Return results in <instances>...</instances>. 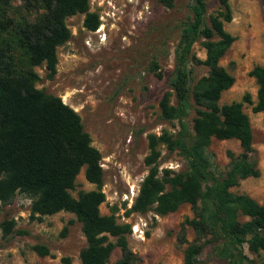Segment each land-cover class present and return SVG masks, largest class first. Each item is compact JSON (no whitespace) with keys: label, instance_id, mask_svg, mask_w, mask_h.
Masks as SVG:
<instances>
[{"label":"trees","instance_id":"16d2710c","mask_svg":"<svg viewBox=\"0 0 264 264\" xmlns=\"http://www.w3.org/2000/svg\"><path fill=\"white\" fill-rule=\"evenodd\" d=\"M158 1L173 6V0ZM219 6L207 17L206 0H190L191 16L174 50L170 92L159 104L161 118L177 121L179 130L174 135H149V154L144 159L148 174L126 216L148 211L165 216L188 205L192 217L180 224L177 234V242L185 246L183 264H198L208 245L213 246L220 264H264L260 259L264 204L232 191L241 181L259 177L260 170L242 103L219 105L222 93L235 82L220 61L236 41L224 28L233 19L228 0H219ZM77 14L85 15L83 26L88 31L99 28V17L89 12L88 0H0V206L22 194L31 200L32 220L42 222L59 212L73 214L86 242L79 253L81 264H109L115 249L120 257L114 264H139L140 257L128 246L131 225L117 222L116 209L109 215L100 213L105 202L101 154L91 145L80 116L61 98L35 88L38 75L33 68L44 64L47 77H54L57 48L71 36L66 20ZM200 39L204 60L193 53ZM194 65L207 68V74L195 83ZM249 76L257 85L252 112L264 113V66H254ZM243 100L251 103L248 95ZM190 101L195 111L191 128L185 122ZM212 139L239 142V154L228 152L224 175L215 173L208 152ZM160 143L170 152H179L184 170L165 169L159 174ZM83 168L86 181L97 189L73 197L70 192ZM14 225V220L1 223L3 237L12 234ZM188 230L193 234L190 241ZM32 250L39 256L50 255L43 245ZM63 262L69 261L64 258Z\"/></svg>","mask_w":264,"mask_h":264},{"label":"rangeland","instance_id":"374dc122","mask_svg":"<svg viewBox=\"0 0 264 264\" xmlns=\"http://www.w3.org/2000/svg\"><path fill=\"white\" fill-rule=\"evenodd\" d=\"M88 1L89 12L99 17V28L95 32L84 28V14L68 18L66 25L71 36L57 48L56 74L49 79L44 64L34 67L38 75L35 88L61 98L80 116L91 145L101 154V191L105 202L100 213L109 215L116 209L117 222L131 225L128 246L140 257L139 264H183L185 246L177 242V234L180 224L192 217L188 205L165 216L153 211L126 216V210L132 206L148 174L144 159L149 154V135L161 136L164 132L174 135L179 130L177 121L161 118L159 104L163 95L170 92L174 50L181 28L191 16L190 0H173L172 7L158 0ZM228 3L233 19L224 28L236 41L220 65L235 82L222 93L219 105L242 103L250 120L260 170L259 177L241 181L232 191L246 194L263 205L264 113L252 112L257 85L249 72L256 65L264 66V4L262 0H228ZM206 4L207 17L219 10V0H206ZM193 53L200 60L205 59L201 39L193 45ZM206 74V67L194 65V83ZM245 95L249 96L250 104L243 100ZM190 102L185 119L189 128L195 117ZM171 103L175 104L173 95ZM157 150L160 175L165 169L173 173L184 170V160L177 150L170 152L161 143ZM208 152L215 173L224 175L228 152L239 154V142L212 139ZM96 189L86 181L83 168L70 193L77 197L81 191ZM30 207L31 200L22 194H17L11 204L0 206V264H66L64 258L68 264H81L79 253L86 242L75 216L59 212L38 222L30 219ZM5 220L15 222L12 234L7 237H3L1 229ZM192 237V231L188 230V240ZM35 245L47 247L50 255L39 256L32 250ZM119 257L120 251L115 249L109 264ZM260 259L264 260V252ZM198 264H220L212 245L202 251Z\"/></svg>","mask_w":264,"mask_h":264}]
</instances>
